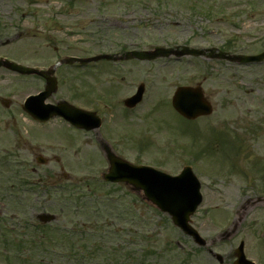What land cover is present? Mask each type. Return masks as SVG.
Returning a JSON list of instances; mask_svg holds the SVG:
<instances>
[{
    "label": "rangeland",
    "instance_id": "1",
    "mask_svg": "<svg viewBox=\"0 0 264 264\" xmlns=\"http://www.w3.org/2000/svg\"><path fill=\"white\" fill-rule=\"evenodd\" d=\"M132 1L0 0V56L24 65L47 67L62 56L113 53L119 45L133 46L131 43L143 49L181 45L221 48L230 41L231 52L252 54L264 49V5L261 7L257 0L255 7L245 5L249 0H207L210 7L207 4L200 6L197 12L188 11L187 5L191 0H171L169 7H159L156 14L151 4L149 7L130 5ZM242 4L245 7L238 9ZM209 8L211 13L209 11L207 17V12L202 11ZM232 12L240 15L231 17ZM93 16L97 18L88 22L87 19ZM139 16L149 21H139ZM120 20L124 26L121 31L116 30L118 28L113 23ZM79 24L86 28L81 30ZM99 65L107 67L109 63L100 62ZM128 68L124 69L123 75L131 74L124 76L128 80H124L122 91L134 88L137 79L138 84L146 83V96L126 118L114 101L105 103L109 112L99 106L97 110L103 119L100 131L84 133L56 119L35 132V128L28 126L31 123L17 121L16 116L21 115L17 103L11 109L8 107L9 111L0 112V138L3 137L0 140V203L3 204L0 207V230L5 227L10 230L0 231V264H19L17 243L27 240L25 233L28 227L36 224V216L40 212L55 214L57 220L53 225L63 227L70 220L90 228V219L95 216L115 228L123 223L125 214H116L114 210L110 214L103 212L87 218L83 214H68V190L75 188L79 196L85 197L82 182L102 180L101 173L107 170L101 137L115 154L136 165L152 166L170 175L178 174L183 165H191L201 182L203 195V202L192 217L193 227L201 237L213 243V250L224 257V264H232V254L239 241L244 242L247 258L256 264H264V238L260 237L264 229V211L262 204L258 203L264 193L256 190L259 185L264 186L258 170L261 164L264 166V62L240 66L186 58L158 60L149 65L137 63L130 67L132 70ZM68 70L66 67L59 72V80ZM104 73L109 74L111 70ZM111 79L113 86L108 91L113 93L119 83L115 77ZM129 80L132 83H128ZM200 81L213 106V113L194 122L185 121L171 111V95L178 86H193ZM103 83L107 85L104 81L98 86L104 87ZM19 85L25 86V90L20 92ZM41 87L43 81L39 79L21 78L0 69L2 97L21 101L25 95L33 94ZM75 87L61 78L57 92L48 102L75 99V104L82 107L84 101L73 97ZM32 129L34 136H27L26 133L33 132ZM6 136L13 137V142H4ZM16 142L19 144L15 145ZM207 145L211 148L204 151ZM29 149L40 153L47 159V164L37 165L29 155ZM235 149H241L239 154L245 150L241 164L244 169L249 162L260 163L253 171L250 167L239 184L245 187L243 200H232L233 187H237L238 182L231 184L235 178L229 165H237L241 158ZM33 169L35 174H30ZM14 173L24 181H33V185H20ZM73 183L78 187L68 188ZM91 189L95 186L92 185ZM124 189L129 191V187ZM104 191H111L110 187H104ZM99 203L101 208L114 204L109 199ZM119 204L122 208L128 203L122 201ZM242 206L244 210L239 217L241 221H238L237 213ZM84 208L93 209L92 203L87 202ZM136 209L138 215L144 217L138 224L146 220L139 231L158 239V249L164 251L169 264L188 256L191 264H217L204 250L200 252L191 239L174 228L170 221L168 223L162 214L154 213L149 205L142 201ZM233 222L239 225L238 229L229 240L218 242L220 234L227 231ZM66 227L72 226L68 224ZM132 235L121 239L131 238L134 248L142 236ZM12 242L16 243L15 248ZM177 242L183 250L177 248ZM3 243L13 246L5 248ZM23 248L27 252L24 245ZM34 256L37 254L31 253L25 262L37 264Z\"/></svg>",
    "mask_w": 264,
    "mask_h": 264
},
{
    "label": "water",
    "instance_id": "2",
    "mask_svg": "<svg viewBox=\"0 0 264 264\" xmlns=\"http://www.w3.org/2000/svg\"><path fill=\"white\" fill-rule=\"evenodd\" d=\"M209 52L210 54L208 57L225 59L237 63L260 62L264 58V52L255 57L235 56L221 52L217 55H213L211 50H209ZM171 54L179 57L185 55L203 56L205 50L198 51L187 47H183L180 51H178V49L155 48L149 53H133L132 56L138 59L153 60L158 57H168ZM102 58L116 60L113 56L101 55L94 59L79 61L83 63ZM70 60L75 61V59ZM0 66H4L19 73L41 74L37 71L22 68L2 60L0 61ZM47 81L48 85L45 92L36 98L38 107L41 105L40 108H42V121L52 116H62L76 127L86 130L95 129L100 126V122L94 114L83 112L72 107L67 108L64 112L60 110V106H45L43 102L55 90V83L49 79H47ZM141 95L142 89L140 88L137 95L131 99L133 106L141 100ZM172 105L180 115L187 119H194L197 116L211 113L210 106L203 101L201 92L198 89L179 88L173 96ZM105 150L110 165L107 174L103 176L106 181L123 182L130 185L133 190L142 192L144 199L163 213H167L172 223L180 228L184 234L191 237L197 245H206V242L201 239L198 233L189 225V217L195 212L197 206L201 202L199 183L189 168H186L179 176L171 177L151 168L134 167L116 157L107 147ZM40 162L43 163L41 159ZM39 218L43 223H48L54 219L52 215L47 214H43ZM237 259L235 264H253L245 259L241 248L238 251Z\"/></svg>",
    "mask_w": 264,
    "mask_h": 264
},
{
    "label": "trees",
    "instance_id": "3",
    "mask_svg": "<svg viewBox=\"0 0 264 264\" xmlns=\"http://www.w3.org/2000/svg\"><path fill=\"white\" fill-rule=\"evenodd\" d=\"M87 188L92 191L86 193L85 197L79 196L77 190L72 189L68 192L69 197L66 200L71 210L75 202L77 211H83V214L88 216L98 215L103 213L99 202L109 199L114 201L113 207L117 204L114 208L116 212L120 215L125 214L124 219L131 217L132 220H141L134 212L141 203L136 196L124 193L115 200L111 193L100 194L94 189ZM89 201L93 209L84 208V204ZM122 201L128 204H123L121 208L119 203ZM107 210L110 211V208L108 207ZM82 227L83 225L80 226L81 229ZM77 228L76 225L75 229ZM37 229L28 231L27 240L21 241L28 252L37 254L34 256L37 264H97L98 262H102L101 264H169L163 255L164 251L158 249V239H150L148 235H145V231L113 230L98 218L92 220L90 228L85 227L83 230L72 231L69 228L47 226H40ZM125 234H133V237L141 234L142 237L133 248L131 238L121 239L127 236ZM18 253L22 255L23 252L20 249ZM26 253L23 255L25 256ZM26 258L28 260L30 255ZM189 259L187 257L171 264H190Z\"/></svg>",
    "mask_w": 264,
    "mask_h": 264
},
{
    "label": "flooded vegetation",
    "instance_id": "4",
    "mask_svg": "<svg viewBox=\"0 0 264 264\" xmlns=\"http://www.w3.org/2000/svg\"><path fill=\"white\" fill-rule=\"evenodd\" d=\"M126 51H129V50L128 49H125L124 51H119L117 53L122 54L123 52H126ZM124 63H129V64H127V66H129V68H130L132 66V63L133 62L132 61L120 62V63H117V64L123 65ZM129 70H132V69L130 68ZM83 71H84V73L82 75V82H83V85H84V90H83V94H82L81 98H82V100L84 101V103L86 105H89L92 102H94L96 99H100V97L98 95H95V93H94V92H96L95 90L93 91V90L90 89L91 88L90 87L91 74L89 72L90 69L89 68H86V69H83ZM117 71H118V74H119V76L117 78L119 79V82L122 83L125 80V77L122 76L123 74H121V70L117 69ZM127 74L130 75L131 73H127ZM40 80L44 82V80H42L41 78H40ZM130 83H132V82H130ZM135 88H134V90H132V88H131L128 92H123L122 91V89H123L122 86L119 85L117 89L115 88V90H114L113 93H111L108 90L106 92H103L104 97H101V99L103 101L107 102V103H110V101H114L117 104H121V103H123V100L124 99H126V98H128V97H130V96L133 95V93L135 92ZM123 95H126V96L122 98ZM2 99L4 100V98L2 97V95H0V105L4 102V105H6L7 109H8V107H9V109H11L12 106L15 103H17V105H18V111L21 114V115H19V117L16 116L17 121H20L22 119H25L28 122H30L33 127L35 125H38L39 126V124L35 123V121H33V119L24 111L23 104H22L23 101L22 100L19 101L20 99H17V98H15L13 100L6 98L8 100L7 101H3ZM6 111H9V110H6ZM0 112L1 113H4L1 110H0ZM0 118H1V116H0ZM18 144H19V142H16L15 143V145H18ZM233 188H234L233 191H235L234 192V195H235V193H237L236 196L242 198V192H243L241 190L242 187H233Z\"/></svg>",
    "mask_w": 264,
    "mask_h": 264
}]
</instances>
